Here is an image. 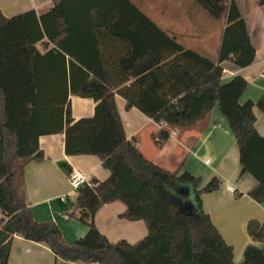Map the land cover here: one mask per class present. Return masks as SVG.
Listing matches in <instances>:
<instances>
[{"label":"trees","instance_id":"trees-1","mask_svg":"<svg viewBox=\"0 0 264 264\" xmlns=\"http://www.w3.org/2000/svg\"><path fill=\"white\" fill-rule=\"evenodd\" d=\"M194 1L217 20L225 14L216 59L176 40L133 0H55L40 16L31 9L9 17L0 9V264H11L16 234L88 264H264V222L248 221L250 241L236 263L234 247L202 206V194L220 181L199 188V176L147 158L126 136L117 108L119 94L128 109L152 118V139L162 148L175 129L194 126L218 106L237 137L242 173L258 180L248 195L264 205V137L254 128L264 95L241 101L246 79L224 81L222 66L247 67L256 49L235 0L227 9L224 0ZM42 40L45 53L36 46ZM70 95L92 98L94 114L73 118ZM59 132L66 154L96 155L110 171L81 186L70 205L69 218L88 227L71 245L55 222L32 217L24 196V165L43 158L41 135ZM116 200L127 206L121 217L146 223L140 241L111 242L97 227V211Z\"/></svg>","mask_w":264,"mask_h":264},{"label":"crops","instance_id":"crops-1","mask_svg":"<svg viewBox=\"0 0 264 264\" xmlns=\"http://www.w3.org/2000/svg\"><path fill=\"white\" fill-rule=\"evenodd\" d=\"M54 1L0 0V9L9 17L31 9L40 16L53 8ZM235 1L246 22L251 42L256 49V57L247 67H240L228 60L224 61L223 79L227 81L236 75H242L247 81V88L241 101L251 99L257 103L264 95V5L258 0ZM133 2L144 11L146 10L144 8H150L152 0H133ZM230 2L231 0H224V8L227 9ZM184 4L182 6L186 9L187 34L189 30L187 23L192 10L195 9L193 6L190 8L188 2ZM223 17L225 20V14ZM176 21L180 24L179 28L178 26L166 28L175 39L195 38L199 43V50L213 59L218 57L222 29L215 33L208 28L203 29L199 23L200 33L203 35L199 38L194 37L193 33L187 37L182 34L183 20L178 17ZM216 34L220 35V38L219 36L216 38ZM44 40H47V37ZM42 43L43 40L36 46L41 53H45L47 49ZM53 46L54 44L50 43L48 49ZM115 99L126 136L129 139L135 138L138 148L147 158L168 170L179 169L180 172L189 171L199 176L201 178L199 188L213 179L220 181L217 190L202 194V206L226 242L234 247L235 261L240 263L243 260L244 249L250 241L247 223L251 219L264 222V205L248 195V192L257 185L258 180L249 172L242 173L237 137L219 107H214L206 118L194 126L175 129L166 144L158 148L152 139L158 124L138 108L128 109L126 100L121 95L116 94ZM70 102L72 116L75 119L92 116L95 112L96 102L92 98L70 95ZM254 114L255 131L259 136L264 137V112L256 105ZM39 146L43 158L32 159L23 167L25 202L36 221L55 222L64 240L71 245L87 233L88 227L82 221L68 216L70 205L76 200L77 195L69 181L70 172L77 169L87 175L89 180L93 177L105 180L110 176V171L102 165L101 159L96 155L66 154L63 132L41 135ZM206 159L210 161L206 162ZM173 194L175 195L174 192ZM126 209L127 206L123 201L116 200L106 203L96 213L97 227L111 242L125 239L136 243L148 233L147 225L143 220H128L121 217ZM9 262L11 264H88L61 259L45 243L26 239L19 234L14 235Z\"/></svg>","mask_w":264,"mask_h":264},{"label":"rangeland","instance_id":"rangeland-1","mask_svg":"<svg viewBox=\"0 0 264 264\" xmlns=\"http://www.w3.org/2000/svg\"><path fill=\"white\" fill-rule=\"evenodd\" d=\"M187 2L190 4V8L193 6L195 10L191 9L192 15L190 16L189 18L190 20L187 23V27L189 28V30L186 34L185 32V25L187 22V20L185 19L186 9L183 8V6L185 5L184 3ZM144 9H146L144 11H146V13H148V15L155 22L157 23L159 22L162 25L161 27L166 31H168L166 28L169 29V27H174V28H177V26L178 28L180 27L179 26L180 24H178V22L176 21V18L179 17L180 19L183 20L184 23L182 34L183 36H187V37H190V35H193V33H194V37L197 36L200 38L203 35L200 33L199 23H201L203 29L208 28L211 31H214L215 33H217L216 31H218L219 29H222L223 31V26L225 25L224 17L220 20H217L211 14H209L205 9H203L200 5L195 3L194 0H156L155 3L154 0H152L150 4V8H144ZM222 31H221V35H222ZM196 33H199L200 35ZM170 35L174 37L172 34ZM218 36L220 38V35L218 34H216L215 37L218 38ZM178 41L183 43L186 47L194 48L204 54L202 50L198 49L199 43L195 38L192 37H190L189 39L183 38V40H178ZM74 194L76 195V193Z\"/></svg>","mask_w":264,"mask_h":264},{"label":"built area","instance_id":"built-area-1","mask_svg":"<svg viewBox=\"0 0 264 264\" xmlns=\"http://www.w3.org/2000/svg\"><path fill=\"white\" fill-rule=\"evenodd\" d=\"M209 161H210L209 159H206V162H209ZM69 181H70V184L72 186L73 191L78 192V190L81 186H83L84 184L89 182V178L82 171L77 170V169H73L70 172ZM227 187L229 189H232V187L230 185H227ZM70 197H72V195H70ZM3 218H5V215L0 208V220Z\"/></svg>","mask_w":264,"mask_h":264}]
</instances>
